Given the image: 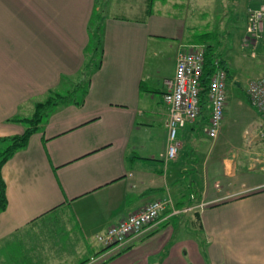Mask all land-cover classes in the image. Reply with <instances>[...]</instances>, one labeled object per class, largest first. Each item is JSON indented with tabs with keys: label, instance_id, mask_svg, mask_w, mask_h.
<instances>
[{
	"label": "crops",
	"instance_id": "obj_1",
	"mask_svg": "<svg viewBox=\"0 0 264 264\" xmlns=\"http://www.w3.org/2000/svg\"><path fill=\"white\" fill-rule=\"evenodd\" d=\"M100 1L0 0V137L22 134L26 123L8 120L34 116L38 102L59 93L63 78L82 81L89 21ZM188 1L103 0L102 58L80 104L53 108L2 168L7 208L0 214V264L40 229L59 228L58 214L68 210L95 255L103 250L97 234L159 198L171 199L183 219L163 220L106 264H264L259 113L231 147L225 122L232 100L215 140L207 135L210 107H204L179 129L177 157L165 158L163 97L179 55L200 35L188 26ZM164 58L171 61L166 74ZM59 239H52L49 257L70 247Z\"/></svg>",
	"mask_w": 264,
	"mask_h": 264
},
{
	"label": "rangeland",
	"instance_id": "obj_2",
	"mask_svg": "<svg viewBox=\"0 0 264 264\" xmlns=\"http://www.w3.org/2000/svg\"><path fill=\"white\" fill-rule=\"evenodd\" d=\"M186 4L184 8L187 7L192 12L189 16L188 26L195 34H211V40L207 44L214 46L216 52L225 60L228 68V100L231 99L233 103L228 114L230 116L227 118L230 122L226 121L225 123L231 125L232 129H230L229 134L232 136L231 147H234L239 144L236 141L237 137L242 134L246 126L252 125L253 114L256 112L246 101L248 85L254 80L264 78V33L263 38L258 42V48L255 50L246 48L243 45L242 35L244 34L243 37L245 36L244 23L247 17L246 9L249 7H260L264 5V0H189ZM104 7L103 0H101L99 2V8L95 6L94 12L102 10L103 15L104 12L106 13ZM194 46H199L198 48L205 50L206 44L197 43ZM97 59L96 61H98ZM160 64L163 74L170 71L171 61L164 58ZM68 80H65L66 82L63 81L64 83L58 89L59 93L65 94L74 87V83L72 82L77 83L76 78H72V82H67ZM236 99L241 100L240 103L239 101H235ZM31 115L25 119L32 118ZM15 123L23 122L18 121ZM27 126L29 125L25 124V128ZM2 147H4V144L0 145V151L3 149ZM173 206L178 210L174 204ZM182 213L184 214L185 212H181L177 216L179 218L184 217L185 215ZM77 222L78 224H82L74 211L71 212L68 210L65 214L59 213L55 226H59V228L55 230H49L48 228L45 230L40 229L37 235L26 238L24 245L18 249V253L14 254L13 258L11 257L7 262H3V264H106L116 257L119 252L111 251L113 245L111 246L98 239L97 241L102 245L103 250L90 256L89 246L86 245L87 242L85 239H81L80 229L76 225ZM50 232H52V236H49ZM55 236L56 238L59 236L60 242L62 240L64 242L67 241L70 245L63 255L60 250L55 249V252L57 251V259L54 255L48 256L50 253L53 254V251L50 252L49 248L53 244L52 239ZM89 241L94 245L92 240ZM128 249L122 250V252Z\"/></svg>",
	"mask_w": 264,
	"mask_h": 264
},
{
	"label": "built area",
	"instance_id": "obj_3",
	"mask_svg": "<svg viewBox=\"0 0 264 264\" xmlns=\"http://www.w3.org/2000/svg\"><path fill=\"white\" fill-rule=\"evenodd\" d=\"M263 33L264 5L256 9L250 8L246 17L243 45L255 50L258 48V42L263 38ZM198 47L194 46L179 55L174 79L168 82L169 89L163 97L168 110L166 160H174L179 153L181 146L178 139L179 129L189 122H194L205 107L201 99L205 50ZM227 89V67L220 60H216L215 71L209 80L207 93V107H210L207 135L214 140L218 138L225 118ZM247 97L251 106L261 117L256 138L264 140V78L250 82ZM179 212L173 206L171 199H155L137 212L110 226L96 238L113 245L112 252H122L131 247L137 239L155 232L163 220Z\"/></svg>",
	"mask_w": 264,
	"mask_h": 264
},
{
	"label": "trees",
	"instance_id": "obj_4",
	"mask_svg": "<svg viewBox=\"0 0 264 264\" xmlns=\"http://www.w3.org/2000/svg\"><path fill=\"white\" fill-rule=\"evenodd\" d=\"M102 10H97L93 13L90 18L88 32L91 42V52L87 54V63L82 70V81H77L74 83V87L67 91L65 94L58 92H50L47 99L44 101L38 102L35 105V114L30 119H19L12 118L10 121L13 122H25L29 126L26 127L25 131L22 134H17L8 137H0V143L4 144L0 151V214L5 211L7 208V187L6 182L2 175L3 166L21 149H24L29 142V139L33 133L39 129V124L41 123L43 117L48 114V111L51 109L67 103L80 104V99L86 93V87L88 85L89 73L92 70L93 66H96L97 63L101 62L102 50H101V30H102ZM210 33L200 34L196 41L201 44H206L205 46V63L203 69L202 77V89H201V99L204 103L205 108L208 105L207 96H208V85L211 75L215 71V62L220 60L225 66V60L221 57L219 53L216 52L215 48L209 43L211 40ZM98 57V59H97ZM96 59L98 61H96ZM227 67V66H226ZM228 70V68H227ZM69 79V78H67ZM63 78V81L67 80ZM62 81V82H63ZM71 80L69 79L68 82ZM72 82V81H71ZM64 83V82H63ZM73 83V82H72ZM0 144V145H1ZM3 146V145H2Z\"/></svg>",
	"mask_w": 264,
	"mask_h": 264
}]
</instances>
